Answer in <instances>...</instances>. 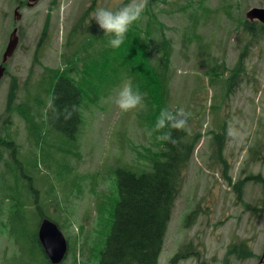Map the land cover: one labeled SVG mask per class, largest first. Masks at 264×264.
<instances>
[{
    "label": "rangeland",
    "instance_id": "374dc122",
    "mask_svg": "<svg viewBox=\"0 0 264 264\" xmlns=\"http://www.w3.org/2000/svg\"><path fill=\"white\" fill-rule=\"evenodd\" d=\"M32 1L0 0V65L15 25L21 39L0 83V127H10L18 146L21 161L15 160L9 167L11 173H17L18 183L7 176L1 184L10 199L21 192L28 204L23 208L13 207L11 202L1 206L0 264H46L41 250L32 247L39 220L36 207L29 205L31 188L37 194L33 201L60 224L71 243L65 264H99L97 251L110 232L119 199L111 170L125 163L147 169L143 154L156 153L162 145L157 137L148 135L150 128L140 120L158 108L161 90L152 68L158 59L154 55L151 59L138 57L145 51L143 42L128 50L121 48L125 62L109 77L87 81L85 90H93L91 97L99 96L122 74L144 76L142 69L154 82L155 105L125 113L108 101L110 93L97 107L82 109L74 138L48 125L50 82L43 75L48 77V69H62V55L71 54L83 40L92 39L93 44L101 40L94 21L87 24L97 5L116 7L144 4V0H40L33 7L24 6ZM185 1L165 0L157 7L171 47L169 107L192 117L188 134L197 146L175 202L160 264H170L178 250L183 254L179 264H264L262 188L247 183L243 203L234 189V184L247 176L264 177V37L252 39L242 24L251 8L264 7V0H192L203 4L195 13L181 9ZM17 6L22 19L15 24ZM138 28L136 22L132 30ZM138 40L135 32L134 39L128 37L120 47ZM107 44L105 41L104 46ZM242 52L246 57L240 76L226 95V79L236 69ZM109 67L106 75L111 73ZM213 68L221 76L211 87L208 75ZM13 80L19 85L17 106L36 112L33 132L21 115L9 117L6 113ZM230 130L234 134H229ZM222 133L229 183L224 179L225 165L216 155L220 143L215 135ZM69 151L72 154H66ZM3 156L0 167L5 168L12 156L6 148ZM98 202L103 203L104 216L98 215ZM246 204L261 211L246 209ZM190 214L192 219L186 223ZM241 242L253 253L251 259L240 260L232 251Z\"/></svg>",
    "mask_w": 264,
    "mask_h": 264
},
{
    "label": "trees",
    "instance_id": "16d2710c",
    "mask_svg": "<svg viewBox=\"0 0 264 264\" xmlns=\"http://www.w3.org/2000/svg\"><path fill=\"white\" fill-rule=\"evenodd\" d=\"M186 1L185 8L191 9L192 0ZM163 2L165 0H147L146 8L151 11ZM243 22L246 24L245 21ZM255 27L252 25L249 26V29ZM100 31L99 36L103 38L104 32ZM147 33L150 36V26H147ZM256 35H264V27ZM90 44L92 45V39ZM120 49L121 47L117 49L102 48L95 52L94 59H91L89 63H81L82 65L75 63L73 68L64 72L61 69L47 70L48 77L46 78L49 79L50 95L53 98L49 111L50 125L68 136L76 132L81 121V98L82 95L84 96L86 82L99 78L98 73L103 77H109L113 71H117L118 65L125 62L124 57L119 53ZM78 54H80L79 51ZM75 57V55L69 57L66 63L75 60ZM101 58L104 60L101 61ZM135 63L139 69L137 61ZM242 64L243 60L241 59L238 67L240 68ZM89 65L94 66L91 68ZM108 66H110L111 73L106 75L105 71ZM87 73L90 77H86L84 80ZM136 77L138 78L139 75ZM135 81L139 88L144 89L142 80L135 79ZM147 81L154 87L153 81ZM12 84L7 100V112L10 116L18 108L20 109L16 105L19 85L16 80H13ZM160 90L162 92L161 86ZM90 93L92 94L93 90H90ZM35 102L39 103L37 100ZM33 111L28 109V106L19 110L20 115L25 119V112L28 115L31 130L35 127ZM69 113H71L70 116ZM172 137L175 143L170 144L164 141V150L157 154L153 160L152 172L137 174L126 168H118L115 171L119 199L115 204L114 215H112L110 235L100 251L99 264H158L177 194L183 182L185 167L193 155V147L186 141L184 130H172ZM1 147L15 148L13 143L5 141L0 134ZM219 159L225 165V176L229 177L227 162L221 155H219ZM250 179L263 187L264 194V179L261 176L250 177ZM241 183L245 184V181ZM17 199V205L23 204L20 198ZM262 204L264 206V195ZM35 243L37 242L35 241ZM235 253L239 257H246L244 246L236 247Z\"/></svg>",
    "mask_w": 264,
    "mask_h": 264
},
{
    "label": "clouds",
    "instance_id": "9594fccd",
    "mask_svg": "<svg viewBox=\"0 0 264 264\" xmlns=\"http://www.w3.org/2000/svg\"><path fill=\"white\" fill-rule=\"evenodd\" d=\"M144 9L143 3H125L116 7L97 5L90 12L87 24L90 26L94 21L103 30L104 35L110 37L109 46L117 49L125 42L131 26L141 19ZM145 96L146 93L134 86L130 78H124L114 87L108 101L114 103L122 112L127 113L137 109L147 110ZM188 123V115L182 110L173 112L163 107L153 126L148 129V135L157 134L159 140L174 144L172 130L183 131ZM229 134L234 133L230 130Z\"/></svg>",
    "mask_w": 264,
    "mask_h": 264
},
{
    "label": "water",
    "instance_id": "95a60500",
    "mask_svg": "<svg viewBox=\"0 0 264 264\" xmlns=\"http://www.w3.org/2000/svg\"><path fill=\"white\" fill-rule=\"evenodd\" d=\"M247 17L251 20L260 19L264 22V9H252L247 14ZM18 19H20V16H18ZM18 41L19 39L17 37V30H15L11 36L9 46L5 52L3 64H5L14 55V52L18 46ZM4 73L5 67L2 65L0 67V80L4 76ZM39 240L43 245L52 264H60L65 258V255L68 250V245L66 238L60 232L57 225H55L48 219H45L41 224L39 230Z\"/></svg>",
    "mask_w": 264,
    "mask_h": 264
}]
</instances>
